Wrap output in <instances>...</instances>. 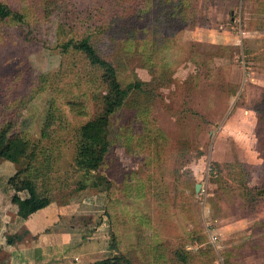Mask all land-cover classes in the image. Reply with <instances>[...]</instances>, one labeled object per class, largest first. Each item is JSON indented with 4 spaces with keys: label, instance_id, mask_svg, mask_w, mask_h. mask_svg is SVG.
<instances>
[{
    "label": "rangeland",
    "instance_id": "374dc122",
    "mask_svg": "<svg viewBox=\"0 0 264 264\" xmlns=\"http://www.w3.org/2000/svg\"><path fill=\"white\" fill-rule=\"evenodd\" d=\"M128 1L51 0L47 19L32 7L40 21L29 39L15 24H0V123L14 115L16 133L51 148L53 168L40 169L38 183L53 184L50 194L58 189L53 198L67 206L74 200L85 205L89 215L79 220L84 232L75 241L89 238L90 261L83 264L120 254L107 247L113 234L121 249L130 247L135 264H168L176 251L185 254L183 264H264V0L154 1L153 7L183 9L161 28L159 74L131 59L127 73L135 70L144 84L111 121L113 143L98 171L110 190L78 189L86 180L74 163L78 132L100 105L92 95V68L81 57L62 55L59 44L64 35L98 32L106 38L99 33L102 22L122 15ZM53 72L63 76L58 84ZM46 77L58 89H50ZM120 134L133 136L134 153L115 143ZM18 167L0 151V222L8 201L23 197L8 185ZM23 218L9 223L10 229ZM136 223L142 226L138 233L156 236L158 243L138 249ZM3 243L0 264H38L18 263L8 240ZM58 243L60 250H47L41 264L67 260L72 248ZM76 252L68 257L73 262L87 257L76 260Z\"/></svg>",
    "mask_w": 264,
    "mask_h": 264
},
{
    "label": "trees",
    "instance_id": "16d2710c",
    "mask_svg": "<svg viewBox=\"0 0 264 264\" xmlns=\"http://www.w3.org/2000/svg\"><path fill=\"white\" fill-rule=\"evenodd\" d=\"M22 1L28 2L31 7L25 8L26 4L17 3L15 7H12L7 1L0 0V24L5 22L15 24L21 31H26L23 35L29 39L40 21V15L31 14L29 9L35 7L34 10L42 14L41 18L47 19L48 6L51 0ZM154 1L156 0H129V5L123 9L122 15L112 14L102 22V29L99 30V33H103L106 38L101 39L96 31V34L81 35L79 38H77L78 35H73L66 39L64 37L66 35H64L61 39L59 52L62 55L71 58L81 57L88 67L92 68L90 81L95 88L92 95L100 105L98 113L87 119L78 132L74 163L76 169L82 174L81 176L86 178V180H82L83 184L78 186V189L89 187V189L99 191V186L106 185L102 181L103 176H100L98 171L104 164L106 156L110 154V147L113 143L112 132H110L112 118L126 105V101L132 92L143 90L144 82L135 74V70L131 69V73H127L131 59H137L141 67L152 76L155 77L159 74L161 28L164 24L171 23V18L176 12L181 16L183 9L174 5L168 7L165 4L153 7ZM29 16L32 18V22ZM142 20H145L146 24L142 23ZM93 27L98 29L97 25L93 24ZM86 30L89 29L86 28ZM52 75L54 76L53 82L56 84L63 77L58 72H53ZM47 78L49 77H46V81ZM56 84L48 82L52 90L58 89L55 88ZM68 100L74 102L71 98ZM73 107H76V111L79 113L82 112L83 107L75 105ZM14 117L13 115L7 121L0 123V151L6 161L19 165L9 177L8 185L25 193L23 204L34 212L46 207L53 199L52 194L58 190L50 194L53 184L46 180L44 184H39L37 178L40 169L46 168L50 171L53 168L52 151L51 148L47 147L41 149V140H34L36 144L32 145L30 143L31 138L16 133L14 131L16 122L12 120ZM132 137L130 136L127 138L128 140H125L124 136L120 134L115 143H119L128 153H134L133 145H136V141ZM24 162H26L25 166L21 167L20 164ZM108 186L109 183L106 185V189ZM108 188L110 190V187ZM110 203L112 202L110 201ZM141 222V217H139L137 223ZM137 223L134 226L133 237L138 238L136 242L138 249H140V245L148 243L147 241H151V244L158 243L156 236L150 240V238L138 233L142 226H137ZM117 236V234H113L112 240L107 246L121 253L99 260L96 264H135L128 254L130 247L127 248L122 245L121 249L118 245ZM7 240L9 243L12 242V238ZM153 251L154 248L152 247L149 252L152 253ZM149 252L148 257H152ZM154 253H158V250ZM155 255L157 256V254ZM180 256L184 259L183 262L179 259ZM174 260H177L178 264L186 263L185 254L176 251L175 257L173 253V258L168 264H176ZM147 263L150 264L149 261Z\"/></svg>",
    "mask_w": 264,
    "mask_h": 264
},
{
    "label": "crops",
    "instance_id": "0c3cea01",
    "mask_svg": "<svg viewBox=\"0 0 264 264\" xmlns=\"http://www.w3.org/2000/svg\"><path fill=\"white\" fill-rule=\"evenodd\" d=\"M17 192L23 195V197L20 201L18 199L15 203H12V199L8 201L7 209L3 213L4 218L1 220L2 222H0L2 223L0 224V239L3 243L6 239L12 238V242L7 246H10L9 251H11V253L14 252L16 254L17 258L15 260H17L18 263L26 261H28V263H44L47 259V250L52 249L54 252H57L62 247V245L58 243L59 240L64 241L65 247L72 248L67 255H64L67 260L62 264H83L90 261L88 259L89 251L86 249L90 242L88 241L89 238L86 242L84 240L79 241L82 245L76 249L77 255L74 257L76 259L78 256H87L84 260L81 258V260L76 259L77 262H73L68 258L69 255L75 253L76 250L74 248L79 245V243L75 241L77 237L79 238L84 232L83 225H80L79 222L83 216L89 215L87 212H84V204L74 200V203L72 202L70 206H67L54 197L46 207L32 212L23 204L25 193L18 190ZM93 195L97 194L95 193ZM86 209L88 210V208ZM62 210H64L63 216H66L67 220L61 223L59 215L62 214ZM90 213H94L91 206ZM19 215H23L24 217L22 222L15 230L10 229L11 227L8 226L9 223L14 224ZM87 221H89L88 218L86 219V222ZM98 240L99 239L94 241ZM50 241H52L51 245ZM48 244L50 246H48ZM106 250H103V252L107 253L108 250ZM110 253L111 251L108 252L109 255H111Z\"/></svg>",
    "mask_w": 264,
    "mask_h": 264
},
{
    "label": "water",
    "instance_id": "95a60500",
    "mask_svg": "<svg viewBox=\"0 0 264 264\" xmlns=\"http://www.w3.org/2000/svg\"><path fill=\"white\" fill-rule=\"evenodd\" d=\"M199 190V184L195 185V191L197 192Z\"/></svg>",
    "mask_w": 264,
    "mask_h": 264
}]
</instances>
